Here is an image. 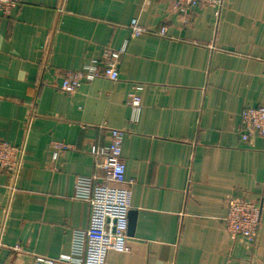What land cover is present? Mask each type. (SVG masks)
Returning <instances> with one entry per match:
<instances>
[{
	"label": "crops",
	"instance_id": "crops-1",
	"mask_svg": "<svg viewBox=\"0 0 264 264\" xmlns=\"http://www.w3.org/2000/svg\"><path fill=\"white\" fill-rule=\"evenodd\" d=\"M221 1L181 13L174 0H18L0 12V138L25 146L13 191L0 171L1 264L70 252L90 220L75 184L103 175L92 148L111 128L127 132L134 229L107 264H264V136L240 134L241 111L264 105V0ZM134 19L148 32L132 36ZM105 48L124 49L118 80L60 88ZM55 141L72 148L54 159ZM229 195L261 205L254 245L226 229Z\"/></svg>",
	"mask_w": 264,
	"mask_h": 264
},
{
	"label": "built area",
	"instance_id": "built-area-1",
	"mask_svg": "<svg viewBox=\"0 0 264 264\" xmlns=\"http://www.w3.org/2000/svg\"><path fill=\"white\" fill-rule=\"evenodd\" d=\"M18 5V0H0V12L9 14ZM198 5L218 7L221 0H174V9L184 13ZM132 36L148 32L137 19L130 24ZM167 33L163 27L161 35ZM124 49L105 48L102 57L86 64L81 70L67 71L60 88L68 93L75 92L85 81L97 77H106L113 81L119 79L118 61ZM131 122L139 119L142 104L138 93L129 101ZM126 130L111 128L110 142L105 146H94L92 153L95 165L103 170L102 176H80L75 184V197L87 202L90 206V220L86 228L76 229L72 236L70 252L57 257L33 255V264H107L111 250L127 252L129 245V213L132 207V189L127 184L126 164L122 155ZM240 134L243 141H253L255 136H264V105H250L241 111ZM54 159L72 148L67 142L55 141ZM25 156L24 144H12L0 138V171L11 177L13 191L21 172ZM228 213L226 229L235 238H240L249 245L257 242L262 224L261 205L250 199L227 197ZM8 208L6 209L7 212ZM6 218V216H5ZM2 245L0 244V248ZM15 246L14 249H19ZM1 264V263H0Z\"/></svg>",
	"mask_w": 264,
	"mask_h": 264
},
{
	"label": "water",
	"instance_id": "water-1",
	"mask_svg": "<svg viewBox=\"0 0 264 264\" xmlns=\"http://www.w3.org/2000/svg\"><path fill=\"white\" fill-rule=\"evenodd\" d=\"M133 229H134V219H131L128 227V232L130 231L132 233Z\"/></svg>",
	"mask_w": 264,
	"mask_h": 264
}]
</instances>
